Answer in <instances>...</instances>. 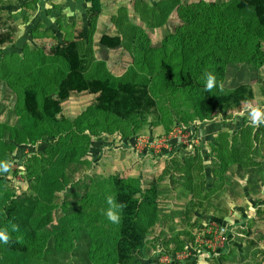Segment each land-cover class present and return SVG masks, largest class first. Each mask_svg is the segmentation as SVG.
I'll list each match as a JSON object with an SVG mask.
<instances>
[{
	"label": "trees",
	"instance_id": "1",
	"mask_svg": "<svg viewBox=\"0 0 264 264\" xmlns=\"http://www.w3.org/2000/svg\"><path fill=\"white\" fill-rule=\"evenodd\" d=\"M130 1L102 0L104 6H114L107 19L116 33H102L98 42L108 48L120 46L131 59L120 74L94 58L84 28L62 45H53L46 52L38 50L34 56L13 52L5 60L6 66L0 65V127L8 129V138L18 144L27 139L34 144L47 142L41 155L31 157L35 193L19 201L7 192L6 196L0 193V231L10 237L7 244L0 241V264H60L61 257L68 264H125L121 256L132 260V250L141 252L145 233L157 220V208L147 199H140L121 216L116 204L118 222H113L103 210L110 204L97 187L86 196L88 205L81 203L82 211L64 220V228L43 229L52 221L66 189L88 169V137L136 133L147 123L157 106L155 96L161 93H179L191 103L190 117L178 119L184 124L238 113L256 99L264 103V88L253 78L225 84L228 67L264 66V0H229L225 4L199 0L193 9L180 0ZM91 10L89 31L100 9ZM173 12L180 26L176 30L182 32L181 46L155 45L152 34L169 22ZM15 30L0 18V45H13ZM209 73L215 76L216 85L206 90ZM80 92L93 95L91 104L74 119L64 116L62 100ZM253 127L252 120H247L230 139L220 132L215 143H210V157L217 158L215 186L226 187L227 172L244 168L238 178L246 175L250 190L260 189L256 177L264 172V159L254 162L249 155ZM260 127L259 142L264 147V123ZM2 134L0 131V137ZM196 162L200 163V156L195 149L182 164H176V174L190 182L192 172L199 168ZM27 171L32 175L33 168L27 167ZM94 196L100 197L97 206L91 204ZM123 217L128 218L124 225Z\"/></svg>",
	"mask_w": 264,
	"mask_h": 264
},
{
	"label": "rangeland",
	"instance_id": "2",
	"mask_svg": "<svg viewBox=\"0 0 264 264\" xmlns=\"http://www.w3.org/2000/svg\"><path fill=\"white\" fill-rule=\"evenodd\" d=\"M180 1L191 7L199 0ZM204 1L225 4L229 0ZM91 7L100 11L89 31L87 21L91 20ZM113 10L114 6H104L102 0H0L1 21L11 23L16 29L14 44L0 45V65L5 67V60L13 52L20 55L28 52L34 56L38 50L46 52L53 45H62L65 39L84 28L90 36L94 58L104 60L113 73L120 74L131 61L127 52L120 46L108 48L98 42L102 33H116L107 19ZM177 20L173 12L169 22L152 34L155 45L177 49L181 46L182 32L176 30L180 27ZM261 42L264 51V39ZM226 72V85L253 78L264 88V66L240 64L228 67ZM92 97L87 92L69 95L61 102L62 114L71 119L82 115ZM155 98L157 106L147 123L131 136L100 133L88 137L85 154L88 169L66 189L52 221L43 229L64 228V220L69 221L73 213L82 211L81 203L88 205L86 196L99 187L100 195L107 202L112 198L110 206L103 209L106 213L110 210L116 216L117 204L121 216L140 199H147L157 208L156 223L145 233L141 252L132 250V260L121 256L125 264H264V222H259L264 219V206L251 216L257 217L255 220L247 221L248 216L244 215V222L241 216L238 223L227 221V190L225 185L216 183L215 186L211 176L210 143H215V130L226 131L227 117L222 114L219 119L209 116L203 121L193 119L188 124L178 123L179 118L190 117L191 103L179 93L156 94ZM259 107L264 108V105ZM2 121L3 116H0ZM10 123L8 119L7 124ZM0 131L3 132L0 137V178L3 177L0 193L6 196L7 192L19 201L35 193L33 176L36 170L31 157L41 155L47 142L42 140L34 144L27 139L18 144L8 138V129L0 127ZM195 149L200 156V163L196 162L199 168L192 172L187 182L176 174V164H182ZM27 167L33 168L32 175L28 174ZM99 201L100 197L94 196L92 206H97ZM127 222L128 218L123 217V225ZM61 259L60 264H68L65 258Z\"/></svg>",
	"mask_w": 264,
	"mask_h": 264
},
{
	"label": "crops",
	"instance_id": "3",
	"mask_svg": "<svg viewBox=\"0 0 264 264\" xmlns=\"http://www.w3.org/2000/svg\"><path fill=\"white\" fill-rule=\"evenodd\" d=\"M256 104L259 106L261 104L258 99L252 102L246 110H242L235 114L226 115L227 117L225 123L226 131H221V132H226L228 134V139L236 135L244 126V124L247 122V120H251L250 106L252 107L253 105ZM261 105H264V103H262ZM215 118L219 119V116ZM234 124H236L238 128L235 127ZM215 132H216L215 135L220 133L218 129L215 130ZM261 136H262V128L260 127V125L254 126L251 134L252 146H251V150H249V155L253 157L254 162H261L264 159V147H260V142H259V139L262 138ZM210 158L212 159L211 176L212 179L215 180L217 177L213 176V170L214 168L217 167L216 165L217 158L214 157L213 155H211ZM250 166L256 167L255 164H251ZM243 170L244 168L239 170L238 172H235L234 170H232L231 173L230 171L227 172V176H228L227 179L230 180L227 181V185L225 187L227 190L226 204L228 205L226 206L227 215H228V217L226 216V220L227 221L231 220V222H235V223H238V221L240 220V216L242 218L241 219L242 222H244L243 221L244 215L248 216V218L246 219L247 221L249 219L255 220L257 217L252 218L251 216L253 214L255 215V213L260 212L261 205L264 206V181H262L264 180V172H262L261 174L258 173L256 180L259 183L260 189L256 192H253L252 190H250V186L247 184L246 175H243L241 177L239 176L240 179L238 178L239 173H241ZM247 199H250V201L247 202ZM231 215L232 217H230ZM259 222L260 223L264 222V219L260 220Z\"/></svg>",
	"mask_w": 264,
	"mask_h": 264
},
{
	"label": "clouds",
	"instance_id": "4",
	"mask_svg": "<svg viewBox=\"0 0 264 264\" xmlns=\"http://www.w3.org/2000/svg\"><path fill=\"white\" fill-rule=\"evenodd\" d=\"M216 85V78L214 75L209 73L207 75V82L205 85L206 90H211ZM250 116L252 120V124L254 126H259L264 123V108L261 107H251L250 106ZM108 203H112V198H108ZM109 220L113 222H118L117 216H115L110 210L107 213ZM10 237L6 234L5 231H0V241L7 244L9 242Z\"/></svg>",
	"mask_w": 264,
	"mask_h": 264
}]
</instances>
